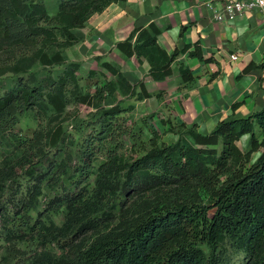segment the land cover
Here are the masks:
<instances>
[{
	"label": "trees",
	"instance_id": "1",
	"mask_svg": "<svg viewBox=\"0 0 264 264\" xmlns=\"http://www.w3.org/2000/svg\"><path fill=\"white\" fill-rule=\"evenodd\" d=\"M113 1L57 0L49 13L44 0H0V264H264V105L206 133L161 118L176 135L163 140L133 100L164 90L102 55L83 76L66 51ZM162 29L135 26L115 47L144 57L155 80H191L176 59L190 44L168 53ZM189 53L211 60L198 43ZM253 67L264 62L243 71ZM24 115L36 124L21 136Z\"/></svg>",
	"mask_w": 264,
	"mask_h": 264
},
{
	"label": "crops",
	"instance_id": "2",
	"mask_svg": "<svg viewBox=\"0 0 264 264\" xmlns=\"http://www.w3.org/2000/svg\"><path fill=\"white\" fill-rule=\"evenodd\" d=\"M223 1H113L91 14L84 26L74 29L80 58L88 56L90 67L95 66L93 56L102 55L118 63L129 81L142 79L149 91L164 90L161 99L152 95L133 100V117L141 119L153 113L148 121L162 133L163 140L170 142L176 137L160 121L166 117L187 125L195 123L200 132L206 133L221 119L246 116L264 105V69L243 71L250 62H264V9L217 18L215 11ZM151 21L163 28L157 41L168 53L190 44L176 59L192 70L191 80L184 82L177 72L155 80L148 73L149 63L144 57L139 60L135 55H120L115 42L125 38L133 27ZM195 43L203 58L211 60L189 53ZM231 54L237 57L231 58Z\"/></svg>",
	"mask_w": 264,
	"mask_h": 264
},
{
	"label": "rangeland",
	"instance_id": "3",
	"mask_svg": "<svg viewBox=\"0 0 264 264\" xmlns=\"http://www.w3.org/2000/svg\"><path fill=\"white\" fill-rule=\"evenodd\" d=\"M46 6H47V10L49 13H53L56 9L57 6V0H44ZM69 57L71 59H78L81 61L82 65L81 68L79 70V73L82 74L83 76L86 75L87 69L89 68V66L87 65L89 62V57L88 56H84L82 58H80V54L78 51V44H76L75 46L73 45L72 47H69L66 49ZM84 80L87 81H91L92 79L85 77ZM107 103L110 102V100L106 101ZM35 121L30 117V116H21L19 122L15 125V131L18 132L21 136H23L24 134H29L31 129L35 126ZM146 128V127H145ZM239 144L241 147H244L243 149L248 148V144H249V136L248 134L244 135V137H242L239 140ZM258 152H254L252 153V159H254L257 156ZM24 169H18L17 171V179L23 181V189L26 188L27 186V182H26V178L23 176ZM48 191V190H47ZM44 197H41L39 199V207L42 209L45 207V201H44ZM62 216L60 213L58 214H54V219L57 222H60ZM241 258V256L239 257H235V261L233 262V264H237V261Z\"/></svg>",
	"mask_w": 264,
	"mask_h": 264
},
{
	"label": "built area",
	"instance_id": "4",
	"mask_svg": "<svg viewBox=\"0 0 264 264\" xmlns=\"http://www.w3.org/2000/svg\"><path fill=\"white\" fill-rule=\"evenodd\" d=\"M254 8L264 9V0H224L220 9L215 11V16L217 18H233L240 11ZM230 56L231 58L237 57L235 54Z\"/></svg>",
	"mask_w": 264,
	"mask_h": 264
}]
</instances>
